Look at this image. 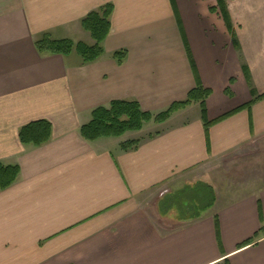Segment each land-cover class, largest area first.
Here are the masks:
<instances>
[{
	"label": "crops",
	"instance_id": "0c3cea01",
	"mask_svg": "<svg viewBox=\"0 0 264 264\" xmlns=\"http://www.w3.org/2000/svg\"><path fill=\"white\" fill-rule=\"evenodd\" d=\"M107 3L114 10L100 58L83 63L74 52L37 50L44 33L93 44L81 21ZM260 4L0 0V162L21 168L0 190V264H264V186L217 197L200 217L171 228L157 223L144 198L264 135V98L208 132L195 102L154 122V137L144 127L94 141L80 133L92 111L113 100L157 114L202 83L213 90L206 108L214 120L264 94ZM191 110L194 117L176 121ZM39 119L52 123L51 139L23 144L21 127ZM134 139L137 148L121 147Z\"/></svg>",
	"mask_w": 264,
	"mask_h": 264
},
{
	"label": "trees",
	"instance_id": "16d2710c",
	"mask_svg": "<svg viewBox=\"0 0 264 264\" xmlns=\"http://www.w3.org/2000/svg\"><path fill=\"white\" fill-rule=\"evenodd\" d=\"M226 0H218V5L224 9ZM214 9V8H213ZM114 10L112 3L102 5L98 9L89 12L81 21L82 27L90 33L93 44H88L84 41L75 42L70 38H52L49 33L42 34L36 41L35 45L41 54H61L70 55L76 52L82 59L83 63H90L103 55V42L107 38L111 30V15ZM127 56L126 50H120L114 53V57L119 63H122ZM246 69V66H243ZM234 80V79H231ZM230 93V88L226 89ZM213 93L210 88L204 87L202 83L192 89L186 99L173 102L166 110L154 114L150 111L143 110L140 103L136 100H113L109 106H99L92 111V119L83 124L80 128L81 135L89 141L97 140L101 137H119L128 131L141 130L144 125L152 120L162 123L168 120L175 112L186 108L192 103L198 102L201 107V114L204 121L206 132L211 125L218 123L225 118L237 113L243 108H250L253 103L264 98V94L254 98L251 102L235 108L220 117L209 120L207 118L206 101ZM52 123L47 119H39L31 121L21 127L19 132L20 141L25 145L41 146L48 142L52 136ZM160 132L150 134L149 137H154ZM141 143L140 139L128 140L122 143L121 147L124 150L135 149ZM21 173L19 165H5L0 162V190L9 188L17 181ZM199 190H195L194 198L189 196V203H180L181 207H187V215L181 219H194L201 216V213L207 208L214 205L216 194L214 188L207 183H199ZM191 188V186H187ZM164 203V201H163ZM161 208L163 211H168L173 208L176 203L169 204ZM216 225L218 227V217H216Z\"/></svg>",
	"mask_w": 264,
	"mask_h": 264
},
{
	"label": "rangeland",
	"instance_id": "374dc122",
	"mask_svg": "<svg viewBox=\"0 0 264 264\" xmlns=\"http://www.w3.org/2000/svg\"><path fill=\"white\" fill-rule=\"evenodd\" d=\"M260 5L264 7V0H261ZM262 16L264 17V14ZM74 53L78 55L76 52ZM239 91L238 95L241 96V91ZM194 114L195 112L191 110L189 114L183 118H177L176 121L192 118ZM154 122L156 121L152 120L146 123L143 129L147 132L161 129ZM132 136L136 135L132 134ZM240 149L241 151L238 153L227 155L183 175L180 180L170 184L165 190L156 189L152 193L145 194V205L154 215L157 223L171 228L182 222L181 218L188 214V210L187 207L182 208L179 204H183L184 201L189 203L188 197L194 198L196 193L193 189L199 190L200 188L198 189L196 185L201 182L208 183L214 188L218 200H230L248 192L251 188L256 189L264 186V135L255 138L252 143ZM187 186H191L192 189ZM169 202H174L176 205L168 211H163L161 203L166 207Z\"/></svg>",
	"mask_w": 264,
	"mask_h": 264
}]
</instances>
